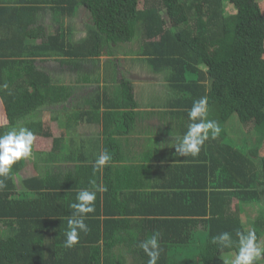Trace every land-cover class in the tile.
<instances>
[{"label": "trees", "instance_id": "obj_1", "mask_svg": "<svg viewBox=\"0 0 264 264\" xmlns=\"http://www.w3.org/2000/svg\"><path fill=\"white\" fill-rule=\"evenodd\" d=\"M261 3L262 0H144L141 6L140 0H23L16 7L0 10V98L11 126L24 123L35 135H41L42 124L36 123L35 115L45 107L67 102L72 95L70 87L53 83L50 75L36 66L39 59L59 58L62 63H69L68 59L85 60L99 67L102 57L112 59L108 62L111 69L105 65L106 78L100 76L101 72H95L83 81L115 83L109 87L116 96L106 94L105 89L97 99L107 100L105 103L112 106L105 120L116 115L119 120L120 116L133 117L123 123L125 127L127 124L126 129L137 117L133 110L137 102L133 81L123 69L120 71L116 61L119 56L133 62L143 59L152 74L160 76L161 87L170 89L166 92L169 97L153 89L150 93L166 98V101L159 99L165 101L166 115L176 124V132L170 131L171 135L178 136L176 143H172L174 147L191 123L188 112L193 102L207 97L206 119L219 124V136L212 139L210 132L195 157L165 150V159H173L176 165L166 162L161 169L163 161L160 160L155 167L157 175L183 173L187 182L182 186L173 183L165 193L162 192L167 186L158 188L157 193L137 195L143 200L140 211L143 215L136 216L137 220L130 217L135 214L122 213L129 216L122 223L131 220L137 223L140 234L146 231L145 227L151 228L150 237L159 234L158 264H174L173 257L169 258L165 250L173 254L174 248L186 244L197 258H190L188 264H230L225 258L227 254L236 256L238 248L235 245L221 248L211 242L212 237L222 232L231 233L233 240H237V231L252 230L257 242H262L264 155L259 149L264 148L260 143L264 139L255 141L261 134L247 132L249 125L261 133L260 127L264 126V9ZM47 7L59 18H71L70 24L61 22L57 32H46L40 21ZM81 7L89 13L92 24L87 25L85 38L74 40L72 23ZM39 40L42 43L37 44ZM136 42L138 45L133 48ZM120 75H123L121 80ZM92 103L86 102L91 107L88 113L96 118L100 114L99 105L93 107ZM234 116L241 124H249L242 132L235 130L236 124L230 132L227 129ZM7 131L0 127V135ZM44 134L50 136L48 131ZM59 142H55L52 151L41 154L48 156L44 160V172L19 179L26 160L18 161L12 166L10 178L4 181L6 186L0 189V222L7 220L5 223L9 221L18 226V231L11 236L12 251L8 254L7 250L1 260L8 258L10 264H34V247L42 243L37 256L40 259L47 250L45 242L58 245L63 251L67 221L73 213L70 205L77 202L79 189L96 191L95 210L85 218V223L86 219L90 223L89 218L99 215L102 204L113 206L121 202L115 185L106 176L117 177L113 172L122 175L139 170L138 166L119 167L110 163L97 170L95 163L81 164L74 171L76 177L71 175L77 185H60L52 174L62 168L53 167L58 164L52 165V161L67 150ZM211 159L220 168L217 175ZM61 161H66L65 157ZM145 170L148 173L150 168ZM87 174L91 175V182L85 186ZM102 183L106 190L101 192L97 189ZM129 206L138 212L127 202L126 207ZM251 208H259L254 218L248 214ZM144 216L146 219H142ZM199 226L202 228L198 229ZM181 231H186V241L181 240ZM140 234L133 241L140 256L135 260L136 264H147L148 257L139 247L140 242L135 241ZM144 238H149L148 234ZM54 255L59 257L58 252ZM90 264L101 262L96 258Z\"/></svg>", "mask_w": 264, "mask_h": 264}, {"label": "crops", "instance_id": "obj_2", "mask_svg": "<svg viewBox=\"0 0 264 264\" xmlns=\"http://www.w3.org/2000/svg\"><path fill=\"white\" fill-rule=\"evenodd\" d=\"M21 1L23 0H0V10H3L4 12L8 8L11 9V7H16V4ZM45 11L47 14L46 16H48L49 13L53 15V20L56 24L55 27L52 28L53 30L47 27L49 30L48 33L54 34L57 32L59 30V26L62 25L61 22L65 25L70 24L71 18H59L49 7H47ZM85 11L87 12V10ZM80 14L81 9L79 10L78 15L73 19V23L77 24L76 20L79 18ZM87 16L88 18L85 19L84 23L82 22L83 25L77 24L79 28L76 32L72 23V38L74 40H80L88 35L87 25L92 23L88 12ZM42 18L43 15L41 19ZM82 32L84 35L80 36ZM40 43H42V41H37V44ZM103 58L104 57H102L100 62V67L95 66L94 63H90V61H78L76 59H68L69 63H62L59 58H50L46 60L39 59L36 62V66H38L40 70L46 69L43 67L45 64H50L51 68L54 67V64H56V66L62 65L61 68L64 71H60L58 76L65 73V71L70 73L72 72V69L76 72L73 76V80L74 83L76 82V85L75 87L73 86L74 84H69L68 86L60 80L61 78H53L50 75L53 83L70 87L72 95L67 102L52 107H45L41 109L37 115H35L36 123L42 124V129L39 130L41 131V135H36L35 141H42V143H46L47 140L51 139V149L37 150L35 153L32 152V158L26 160V165L22 169L19 179H29L37 175L39 172H44L45 167L43 166H46L44 160H46L48 156L44 157L41 154L52 151L55 146V142L57 143V141H60L59 145L67 150L59 153L60 157L55 156V159L52 161V165L58 164L53 167L57 169L62 168L61 171H56L52 174L53 177L58 178L60 185L66 187L77 185L75 184L74 178L71 177V175L76 177L74 174L76 167L81 164H94L102 152H107L110 155L111 161L108 162L110 164H114L119 167L138 166L139 170H137V172H123L122 175H119V172H113V174L118 175L117 177H115V175L112 176L111 174H108L106 178L115 185L117 196L120 197L121 202L113 206H105L102 204L99 215L96 214L93 217H90V223H87L88 219H86V225L88 226L89 231H87V233H79V242L74 247H65L63 251H61L58 245L47 244L45 242L44 247H46L47 250L40 259V256H37L41 252L42 243L37 245V247H34V256L32 257V260L36 261L34 264H90L91 261L96 258H99L101 264H136L137 261L135 259L140 258V256L139 252L133 246V241L135 236L138 238L140 231L138 224L132 223V220H137L138 217L136 216L139 214L140 216L143 215V213L140 212L143 200L138 199L139 197L137 195L150 193L152 191L157 193L158 188L167 186L162 192L165 193L171 184L175 183L182 186L185 182H187V176H184L185 174L183 173H180L179 176H176V173L173 176H169L166 174L157 175L155 172V167L162 161L163 162L160 165L161 169H163L166 162L176 165L173 159H165L164 157L165 150H169L172 153L176 152V147H174L172 143L174 142L175 144L176 138L178 137L177 135H171L170 133V131L173 133L176 132L177 128L176 124H174L170 117L166 115V112H168L164 105L166 98L163 96L158 97L157 95L155 96L153 93H150L151 88L141 90L140 93L134 89V97L137 102V108L133 110L137 113V117L134 123L130 124V128L126 129L127 124L126 127L123 124L126 123L127 120L133 119V117L131 118L130 116H127V119L120 116V120L119 115L108 116V119H106L108 123L106 122V112H109L112 106L105 103L107 100L98 101L97 97L99 94L103 96L105 89L108 91L106 94L114 96L115 93L112 94L109 86H114L115 83L99 80V84H92L90 82L87 83L86 81H83L85 77L90 78V75L98 72L96 68L101 70V77L102 74L104 75L105 65L108 64V62L102 64ZM106 58L108 59V57ZM138 63L140 62L133 63L132 60L126 61L125 56H119V58H117V64H119L122 69L126 68V73L130 75L127 78L133 81V85L137 84L135 81V73H138L132 70L139 67ZM122 78L123 77L120 75L119 80ZM77 87L83 89L76 91ZM89 88H92L93 90L88 91L87 89ZM84 90H86V92L82 93ZM166 94H164V96L169 97V93ZM159 98H164L163 100L165 101ZM89 101H93V107L99 105L100 114L96 118L88 113L91 107H88L86 102ZM54 122H58L60 135L56 134L54 131V126L52 125ZM9 124V119L5 112L3 101L0 98V127L10 130L14 126ZM16 127L28 128L26 125H18ZM172 127H174V129H172ZM46 131L50 133V136H44ZM172 146L173 149H171ZM63 157H65L66 161H61ZM212 162L217 175L220 168L217 167V163L215 161L212 160ZM145 168H150L148 173ZM90 179L91 175L87 174L84 181L85 186L91 182H89ZM101 187L105 189L104 183L101 184ZM169 192L171 193L173 191ZM71 194L74 195V192ZM125 200L132 203L133 208L136 207L138 212H134V210L130 208L131 206L126 207L127 202H125ZM149 206L151 205L149 204ZM123 211L135 214L130 216L132 220L127 224L122 223V220L129 218L128 215L122 214ZM142 219H146L145 216L142 217ZM5 222L4 220L0 222V264H10L8 258L1 260V256H3L7 250L8 254L12 251V246L14 244L11 236L14 232L18 231L16 223L13 225L9 221L8 223ZM145 228L146 231H144L143 234H140L139 239L135 241L141 243L142 241L148 239L144 238L147 234L150 238L152 232L151 228L148 230L147 227ZM201 228L202 226L198 227V229ZM180 237L181 240L183 239L186 241V231H181ZM64 238H66L65 235ZM202 238L205 239L204 236H202ZM51 245L54 246L52 247ZM49 247L51 248L48 249ZM98 248L101 250L100 253H98ZM54 252H58L59 257H56ZM172 253L173 254H169L168 251L165 250V254L170 256L169 258L173 257L172 259L174 260V264H188L189 259L194 258V254H192L193 250H190V246L187 244L184 247L181 245L178 249L177 247L174 248ZM234 258L235 256L233 254H227L225 259L229 260L231 264V261ZM62 259L64 261H61ZM257 264H264V259L258 261Z\"/></svg>", "mask_w": 264, "mask_h": 264}, {"label": "clouds", "instance_id": "obj_3", "mask_svg": "<svg viewBox=\"0 0 264 264\" xmlns=\"http://www.w3.org/2000/svg\"><path fill=\"white\" fill-rule=\"evenodd\" d=\"M3 87L6 88L7 85L5 84ZM207 112V97H202L193 102L188 112L191 123L175 148L179 155L198 156L201 147L209 139L210 132L212 139L219 136L221 128L217 122L206 119ZM35 140L34 132L26 127H12L0 135V189L6 186L4 181L10 178L11 169L15 163L32 158ZM110 160V155L107 152H102L95 161L94 169H102ZM97 190L102 192L106 189L99 187ZM95 199L96 191L83 189L77 194V202L70 205L73 213L67 221V229L64 233L66 236L64 246L66 248H72L79 242L80 232L87 233L88 226L85 223V218L88 213L94 212ZM236 237L238 239L233 240L231 233L222 232L218 236L212 237L211 242L221 248H231L233 245L238 248V253L231 264H257L258 261L264 259V247L257 242L255 231L249 230L246 233L237 231ZM139 247L148 257L147 264H158L161 252L158 233H154L150 238L142 241Z\"/></svg>", "mask_w": 264, "mask_h": 264}, {"label": "rangeland", "instance_id": "obj_4", "mask_svg": "<svg viewBox=\"0 0 264 264\" xmlns=\"http://www.w3.org/2000/svg\"><path fill=\"white\" fill-rule=\"evenodd\" d=\"M143 1L144 0H140V4H141V6H142V4H143ZM262 7H263V9H264V0H262ZM228 8V7H227ZM81 9V14L79 15V18H77V20H76V23L77 24H79V25H83V23H84V21H85V19H87L88 18V16H87V12L85 11L86 9L85 8H83V7H81L80 8ZM79 9V10H80ZM85 9V10H84ZM228 11L230 12V9H228ZM89 14V13H88ZM47 14H46V12L44 13V16H43V18L41 19V21H40V25H42V26H44L43 28H44V30L46 31L47 30V32H49V30L47 29V27H49L50 29H52L53 27H55V22H54V20H53V15L51 14V13H49L48 14V16H46ZM80 20V21H79ZM83 22V23H82ZM77 24H75V23H73V28L75 29V32L78 30V28H79V26L77 25ZM46 28V29H45ZM53 30V29H52ZM84 34H83V32L80 34V36H83ZM138 45V42H136V43H134V45H133V48L135 47V46H137ZM136 59H137V57H135ZM101 60H102V58H101ZM110 60H112V59H110V58H106V57H104L103 58V62H102V64H104V63H107V62H109ZM114 61V60H113ZM122 61V60H121ZM130 61V60H129ZM135 62H140V63H138V68H135L134 70H132V71H136L138 74H136L135 73V75H136V78H135V81L137 82V84H135L134 85V89L138 92V93H140L141 92V90H144V89H149V88H151V89H153V92H161V93H164V94H166V92H169L170 91V89L169 88H162L161 86L163 85L162 84V81H161V79H160V76L159 75H154V74H152V70L150 69V67H149V65H147L146 63H145V61L143 60V59H138V60H136ZM135 62H133V63H135ZM116 63H117V61H116ZM124 63V62H123ZM37 64V63H36ZM62 66V65H61ZM61 66H56V64H54V67L53 68H51V65L50 64H45V65H43V67L44 68H46L45 70H43V71H45V72H47L49 75H51L53 78H61L60 80L63 82V83H66V85H68L69 86V84H74L73 86L75 87V85H76V82L74 83V80H73V76L76 74V72L75 71H73L71 68H69V69H71V71L72 72H66L65 71V73H62L60 76H58L59 75V73H60V71H62L63 69L61 68ZM112 68V65L111 64H108V69H111ZM132 68V67H131ZM97 69V71L100 73L101 72V70L99 69V68H96ZM64 71V70H63ZM120 71L122 72V68H120ZM126 72H127V70H126V68H124L123 69V73L126 75ZM105 74H107V72H106V70L104 71V75ZM103 74H102V76H104ZM121 76H123V75H121ZM127 76L129 77L130 75L129 74H127ZM51 77V78H52ZM107 76L105 75V78H106ZM155 78H156V80H155ZM57 79V80H58ZM76 79H77V77H76ZM55 80V79H54ZM56 80V81H57ZM70 80H72V81H70ZM155 81V82H154ZM71 82V83H70ZM80 89H83V88H80V87H77V90L76 91H78V90H80ZM88 91H91V90H93L92 88H89V89H87ZM86 92V90H84L82 93H85ZM237 121V122H236ZM236 124V126H235V130L236 131H243V129L246 127V126H248V125H243V124H241L239 121H238V119H237V117L236 116H234L233 118H232V120H231V122L226 126L227 127V129L229 130V132H230V130H231V128L234 126ZM53 126H54V131L56 132V134H58V135H60V129H59V126H58V122H54L53 124H52ZM22 126H25V124L23 123L22 124ZM260 128H262V133L261 132H259L254 126L252 127V125H249L248 127H247V132H248V134L249 133H252L253 131L254 132H258V133H260L261 135H258L257 137H256V139H255V141H257L258 139H264L263 138V136H264V126H262V127H260ZM245 134H243V136H244ZM250 135V134H249ZM233 138H236V135H234L233 134ZM262 136V137H261ZM34 142H36V141H34ZM260 143H262L263 144V146H264V140L263 141H260ZM42 146H41V145ZM46 144V145H45ZM51 144H52V140L51 139H49V140H47V142L46 143H42V141H38V142H36V143H34V145H33V150H32V152L33 153H35V151H37V150H48V149H51ZM259 150H261V151H263L262 152V155H264V148L263 149H259ZM257 211H259V208H251L250 210H249V215L251 216L250 218H254V217H256V215H257ZM243 218H246V216H244ZM245 220H248V219H245ZM260 245L262 246V247H264V235L262 236V242L260 243Z\"/></svg>", "mask_w": 264, "mask_h": 264}]
</instances>
